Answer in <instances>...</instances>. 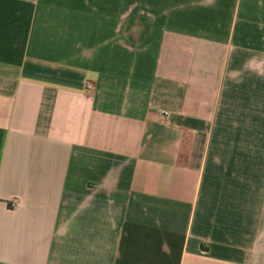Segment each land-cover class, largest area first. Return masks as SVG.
<instances>
[{
	"label": "crops",
	"instance_id": "obj_1",
	"mask_svg": "<svg viewBox=\"0 0 264 264\" xmlns=\"http://www.w3.org/2000/svg\"><path fill=\"white\" fill-rule=\"evenodd\" d=\"M0 264H264V0H0Z\"/></svg>",
	"mask_w": 264,
	"mask_h": 264
},
{
	"label": "built area",
	"instance_id": "obj_2",
	"mask_svg": "<svg viewBox=\"0 0 264 264\" xmlns=\"http://www.w3.org/2000/svg\"><path fill=\"white\" fill-rule=\"evenodd\" d=\"M164 112L168 113L167 110H164ZM18 203H19V198L18 197H14V198L11 199V202H10L11 205H17Z\"/></svg>",
	"mask_w": 264,
	"mask_h": 264
}]
</instances>
